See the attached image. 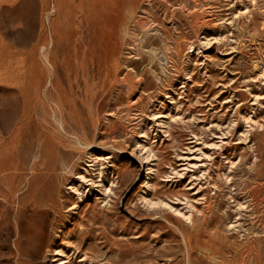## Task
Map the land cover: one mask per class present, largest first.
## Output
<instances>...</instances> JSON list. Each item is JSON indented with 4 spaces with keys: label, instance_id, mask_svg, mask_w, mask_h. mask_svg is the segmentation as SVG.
Returning a JSON list of instances; mask_svg holds the SVG:
<instances>
[{
    "label": "rangeland",
    "instance_id": "1",
    "mask_svg": "<svg viewBox=\"0 0 264 264\" xmlns=\"http://www.w3.org/2000/svg\"><path fill=\"white\" fill-rule=\"evenodd\" d=\"M79 2L0 0V264H264V0Z\"/></svg>",
    "mask_w": 264,
    "mask_h": 264
},
{
    "label": "bare ground",
    "instance_id": "2",
    "mask_svg": "<svg viewBox=\"0 0 264 264\" xmlns=\"http://www.w3.org/2000/svg\"><path fill=\"white\" fill-rule=\"evenodd\" d=\"M60 5L61 0H56L58 12H61ZM76 7L84 11L85 19L90 25L88 26V33L91 35L90 40L86 44L78 40L77 52L81 55H92L104 46L109 48L114 29V0H80ZM124 82H129L128 75L125 77Z\"/></svg>",
    "mask_w": 264,
    "mask_h": 264
}]
</instances>
